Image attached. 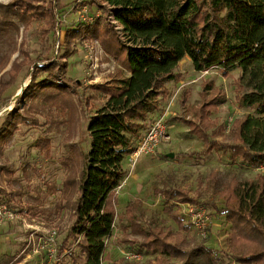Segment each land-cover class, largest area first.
I'll return each mask as SVG.
<instances>
[{
    "label": "rangeland",
    "instance_id": "1",
    "mask_svg": "<svg viewBox=\"0 0 264 264\" xmlns=\"http://www.w3.org/2000/svg\"><path fill=\"white\" fill-rule=\"evenodd\" d=\"M13 1L0 0V6ZM33 1L44 16L28 25L8 17L6 21L18 29L9 28L5 44L0 46V56L10 58L0 72V129L9 131V142L0 143V264H72L67 254L62 259L57 257L58 247L74 221L73 211L65 206L68 193L63 190L71 170L68 168L73 166L67 160L73 157L72 147L86 154L90 151L88 124L107 100L96 87L118 82L129 73L107 56L98 41H77L71 50L65 49V30L89 24L103 15V10L96 6L90 9L81 5L93 0ZM51 1L55 8L53 20L47 17L45 9ZM109 19L119 32V24ZM66 55L72 56L64 58ZM48 61L61 65L68 62L65 78L73 83L68 89L70 96H65L71 99V107L49 106L31 97L32 76H37L36 82L48 76L46 72H36L34 67ZM19 63L24 66L7 88L13 64ZM178 72L184 75L183 80L167 84L169 98L158 113L149 117V125L159 120L165 122L170 140L154 155L142 157L135 164L130 155L126 157L123 167L127 176L119 189L117 207L122 218L116 219L113 235L106 240L105 255L120 264H149L158 257L180 263L181 258L163 257L141 247L146 240L141 232L153 230L164 242L179 245L185 251L205 245L215 250L219 264H239L230 246L231 222L222 213L227 207L226 199L211 177L215 174L218 184L228 185L232 181L255 180L257 175H264V168L234 163L230 152L223 150L204 153L203 142L190 133L185 122L196 120L194 111L208 99L202 98L203 93L210 98L218 95L222 103L210 119L223 131L211 139L220 144H237L233 123L248 115L255 116L240 101L250 89H238L240 70H233L228 76L215 69L200 73L185 59ZM205 83H213V89L205 90ZM4 84L6 89L2 88ZM12 112L22 115L23 121L15 123L12 118L6 124ZM40 141L45 142L43 148ZM77 169H83L82 163ZM51 186L56 187L53 193ZM163 189H182L193 199V203L176 204L174 208L185 228L166 212ZM77 198L78 193L73 202ZM130 204L133 224L126 219ZM135 254L140 258L133 259ZM8 258L11 260L7 262Z\"/></svg>",
    "mask_w": 264,
    "mask_h": 264
},
{
    "label": "trees",
    "instance_id": "2",
    "mask_svg": "<svg viewBox=\"0 0 264 264\" xmlns=\"http://www.w3.org/2000/svg\"><path fill=\"white\" fill-rule=\"evenodd\" d=\"M81 5L90 9L96 6L103 10V15L89 24L65 30V49L71 50L77 41H98L107 56L129 76L96 87L107 100L89 121L90 151L86 154L72 147L74 154L67 162L73 166L68 168L71 170L63 190L68 193L65 206L73 211L74 221L58 247L57 257L62 259L67 254L72 264H120L110 261L105 253L106 240L113 235L116 219L122 218L117 207L119 189L127 176L123 164L148 130L149 117L158 113L169 98L167 84L183 80L184 75L178 72L183 60L188 59L200 73L215 69L228 76L231 71L240 70L238 89H250L240 101L255 116L248 115L233 123L237 144H220L211 139L223 131L210 119L222 103L218 95L210 98L203 93L202 98L208 99L194 111L196 120L183 121L190 133L203 142L204 153L223 150L230 152L234 163L252 169L264 167V0H93ZM38 6L33 0H15L0 6V46L5 44L9 28L18 29L7 18L28 25L44 16ZM45 9L47 17L55 19L52 1ZM109 17L119 24L120 33ZM9 60L8 56H0V72ZM23 66L13 64L7 88ZM68 66V62L61 65L48 61L34 67L36 72H46L48 76L40 82H36V75L32 76L29 88L34 89L33 100L58 108L71 107V99L65 96L73 83L65 78ZM213 87V83H205V90ZM12 118L15 123L23 121L22 115L12 112L6 124ZM8 133V128L0 129L3 145L9 142ZM43 143H39L41 148ZM80 162L83 169L78 171ZM211 178L226 199L227 207L222 213L231 222L229 239L235 260L239 264H264V175L228 185L218 184L215 174ZM50 190L53 193L56 187L51 186ZM76 193L78 198L73 202ZM161 196L166 212L185 228L174 208L176 204L194 202L188 192L163 189ZM132 213L130 204L126 219L131 224L135 220ZM141 233L146 239L141 245L143 249L163 257L181 258L177 264H219L215 250L205 245L185 251L179 245L164 242L153 230ZM149 264L176 263L158 257Z\"/></svg>",
    "mask_w": 264,
    "mask_h": 264
},
{
    "label": "built area",
    "instance_id": "3",
    "mask_svg": "<svg viewBox=\"0 0 264 264\" xmlns=\"http://www.w3.org/2000/svg\"><path fill=\"white\" fill-rule=\"evenodd\" d=\"M114 24H118L114 21ZM119 31L121 27H118ZM204 73H207L204 72ZM170 140L169 128L165 125L163 120L156 121L152 123L142 139L136 145L134 151L132 152L131 161L135 164L142 157H147L154 155L157 152V149L163 144ZM264 168V167H263ZM6 210V207H3ZM12 216V214H9ZM133 259H139V255H133Z\"/></svg>",
    "mask_w": 264,
    "mask_h": 264
},
{
    "label": "water",
    "instance_id": "4",
    "mask_svg": "<svg viewBox=\"0 0 264 264\" xmlns=\"http://www.w3.org/2000/svg\"><path fill=\"white\" fill-rule=\"evenodd\" d=\"M172 156V155H171Z\"/></svg>",
    "mask_w": 264,
    "mask_h": 264
}]
</instances>
